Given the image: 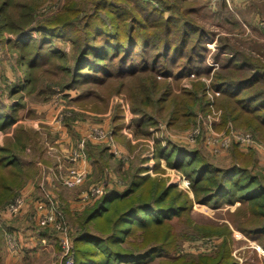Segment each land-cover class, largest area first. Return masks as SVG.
I'll return each mask as SVG.
<instances>
[{"label": "rangeland", "instance_id": "1", "mask_svg": "<svg viewBox=\"0 0 264 264\" xmlns=\"http://www.w3.org/2000/svg\"><path fill=\"white\" fill-rule=\"evenodd\" d=\"M114 1L121 4L126 10L121 14L128 17L133 14L141 17L147 12L154 13L146 20L144 29L139 30L148 34L146 39L155 36V44L160 43L167 34L178 42L182 32L178 26L188 21L198 27V30L205 31L202 41L205 49L202 52L203 62L206 63L204 67L209 71L203 72L195 68L184 70L180 67L174 69L175 65L170 64L172 59L169 58L170 62L163 61L174 68L167 66L164 70L156 71L146 69L134 76L125 77H120L115 68L117 71L114 76L106 77L102 81L79 74L80 80L73 81V76L80 68L74 63L78 51L73 38L79 34L85 35L86 29L95 31L92 27L84 28L82 19L74 23L75 31L68 29L70 37L55 38L53 44L66 53L72 71L62 68L56 58L47 59L30 70L28 65L21 62L14 45L9 47L6 42L1 43L0 105L5 103L11 107L17 106L15 114L18 118L8 131L0 130V144H10L11 139L16 138V130L21 127L29 130L32 135L24 157L35 158L38 171L12 196L15 198L34 185V191L30 192L25 207L19 213L6 212L7 205L14 198L5 206L12 198L5 191L3 195L6 200H0V264H66L70 254L75 259L76 237L82 230L80 218L86 209L102 197L83 203L78 199L79 196L92 186L103 183H107L108 193L112 188L124 190L128 185V172L134 167L140 168L137 170L139 175H149L153 179V185L144 192L145 196L149 195V190L154 194L156 182L160 181L162 187L174 185L175 191H181L185 199H188L189 209L167 220L176 239L177 249L174 255L183 257L186 261L199 260L206 256L216 257L228 236L227 230H224L228 227L232 231L229 249L234 259L233 264H264V244L236 225L239 217L245 220L242 225L247 228L257 222L249 214L246 219L245 211L238 213L241 201H223L216 205L213 202H199L185 169L173 165L170 158L159 153L162 148H168L172 143L197 149L210 163L220 167L232 164L241 167L242 163L247 165V171L258 175L264 183V129L249 128L245 123L238 124L230 116L227 117L223 106L228 105L230 98L223 96L214 86L219 73L238 78L248 72L223 67L222 63L229 54L252 65L264 66V0ZM65 2L66 0H45L39 6L36 18L53 20L63 9ZM168 4L170 7L165 6ZM193 5H199L200 9L187 14L186 11ZM167 8L168 10H163ZM102 14H106L112 21L115 11L103 7ZM171 17L177 20H169ZM129 20L120 23L126 28ZM168 22L172 26L169 33L165 30ZM195 30L192 29L193 39L186 40V49L199 42L196 38L198 32ZM39 35L38 30L27 34L33 39H37ZM5 36L17 38L16 34L8 32ZM91 41L102 42L98 36ZM48 48L50 46L46 45L45 49ZM219 49L228 51V54L217 57ZM149 51L154 54L158 48ZM187 57L188 52L177 63L183 64ZM89 69H85L83 73H87ZM262 84L260 89H264ZM89 92H92L91 96L83 97L84 93ZM10 106L5 108L11 111ZM143 117V122H139ZM96 125L112 132L118 153L106 148L105 165L94 166L90 160L89 148L97 150L109 146L105 141L89 140L86 143V156L93 170L86 180L74 187L59 182L50 185L47 181L49 176L55 181L51 169L58 166L60 159L65 164L69 163L66 169L72 167L74 163L67 156L71 155L91 127ZM233 130L251 133L258 145L245 147L232 142L229 149L213 151L207 142L208 137L213 134L227 135ZM190 135H194V138ZM236 147L240 150V155L235 154ZM43 169H46L45 178H42ZM43 183L47 190L56 195V205L64 216L66 230H59L54 225L41 226L39 223L37 205L38 198L44 196L41 189ZM147 214L152 215L149 212H140L141 216ZM215 226L218 231H205ZM90 229L94 233H102L93 225ZM150 229L148 228L149 233L152 231ZM221 229L224 230L223 233ZM137 230L136 235L131 234L126 238L125 247L128 246L127 240L141 242L149 237L144 234L143 228L139 227ZM11 234L16 238L14 242L18 243L16 248L11 246ZM65 238L70 239V249H67ZM163 258L165 255L157 256L151 262L159 264Z\"/></svg>", "mask_w": 264, "mask_h": 264}, {"label": "trees", "instance_id": "2", "mask_svg": "<svg viewBox=\"0 0 264 264\" xmlns=\"http://www.w3.org/2000/svg\"><path fill=\"white\" fill-rule=\"evenodd\" d=\"M43 2L45 0H0V44L6 42L9 47L14 45L13 47L19 52L21 62L28 65L30 70L47 59L56 58L62 68L72 71L66 53L53 44L55 38L70 37L68 29L75 31L74 23L82 19L84 28L92 27L95 31L86 29L85 35L79 34L78 37L73 38L74 46L78 51L74 63L80 66L73 76V81L80 80V76L102 81L106 77L114 76L117 70L120 77L134 76L137 72L146 69L164 70L170 65L163 60L169 61V58L172 59L171 62L169 61L170 64L175 65V68L170 67L174 69L180 67L184 70L195 68L203 72L209 71L204 67L206 63L203 62L202 52L204 48L202 41L206 32L198 30L199 28L190 21L178 26V29H182L178 42L167 34L160 43L155 44L153 43L155 36L146 39L148 34L139 30L144 29L146 20L154 13L147 12L141 17L133 14L128 17L121 14L126 10L114 0H66L63 9L53 20L39 19L36 18L37 10ZM165 6L170 7V4ZM103 7L115 11L112 21L105 16L106 14H102ZM199 9V5H193L186 13L196 12ZM163 10L166 11L168 8ZM127 19L130 20L125 28L120 22H126ZM169 20L177 19L173 20L171 17ZM139 25L141 26L138 27ZM171 27V23L168 22L165 28L167 33L171 31ZM192 29L198 32L196 38L199 42L186 49V40L193 39ZM32 30L39 31L40 35L37 39L27 36ZM6 32L16 34L17 38L5 36ZM97 36L102 42L92 43L91 40ZM46 45L50 48L45 49ZM139 47L141 49H138ZM154 48H158V51L154 54L150 53L149 50ZM187 52L186 62L177 63ZM224 54H228V51L219 49L216 56H225ZM228 56L222 63L223 67L248 72L238 78L220 73L216 76L215 88L223 96L230 98L228 105L223 106L226 116H230L238 124H246L249 128L264 129V89H260L261 84H264V66L238 60L233 54ZM115 59L118 61L115 62ZM88 68L89 71L83 73ZM115 68L117 70H114ZM90 93L92 92L84 93L83 97L91 96ZM2 106L0 130L8 131L16 123L18 116L15 111L18 107H11L5 103ZM6 106H10L11 111L6 109ZM143 119L144 117L139 122L142 123ZM29 132L21 127L16 130V138H12L10 144H0V200L2 201L6 200L4 191L12 197L15 191L23 187L38 171L35 158L24 157L32 135ZM106 148L109 147L105 146L97 150L89 148L90 160L94 166L105 165ZM234 150L235 154L240 155L237 147ZM159 153L170 158L173 165L185 169L191 178L199 202H213V205H216L223 201L230 203L241 201L238 213L245 211L246 219L249 214L250 217L256 218L257 222L247 228L242 225L245 224V220L239 217L237 227L264 244V183L258 175L247 171V165L242 163L241 167L235 164L220 167L210 163L197 149H188L175 143L168 148H162ZM134 168L128 172V185L124 190H111L97 199L81 216L79 224L82 230L76 237L74 264H152L153 259L163 255L165 258L159 264H233L234 259L229 249L232 231L228 227L224 228L228 236L216 257L206 256L199 260L186 261L183 257L174 255L177 244L167 220L175 214L188 210V199H185L181 191H175L174 185L162 187L160 181L156 182L154 194L149 190V195L145 196L144 192L153 185V179L149 175H139L137 170L140 168ZM13 198L9 199L5 206ZM142 211L152 213L153 217L148 214L141 216ZM92 225L102 233H94L90 229ZM139 227L143 228L144 234H148L149 237L141 242L127 240L128 246L125 247L126 238L128 239L131 234L136 235ZM216 227L205 231L216 232L218 231ZM148 228L152 230L150 233ZM224 230L221 229V232L223 233Z\"/></svg>", "mask_w": 264, "mask_h": 264}, {"label": "built area", "instance_id": "3", "mask_svg": "<svg viewBox=\"0 0 264 264\" xmlns=\"http://www.w3.org/2000/svg\"><path fill=\"white\" fill-rule=\"evenodd\" d=\"M190 136L194 138V135ZM89 140L105 141L107 142L111 151L118 153V149L116 147V143H114L112 132L102 126H93L91 127L90 132H88L87 135H84L81 138L78 146L72 151L71 155L67 156V158L71 160L74 165L69 169H66L62 164V160L60 159V161L58 162V166L51 169L55 181H52L50 185H55L57 184V182H59L64 184L65 186L74 187L82 184L86 180L89 175V171L82 163H85L87 161L86 143ZM188 140L192 141L189 139V137ZM207 142L215 152L229 149L232 142H237L245 147L253 146L256 144L258 145L257 140L251 133L234 130L227 135H210L207 139ZM106 185L107 183L92 186L91 188L84 191L78 199L80 201H83V203H89L95 198L101 197L108 193ZM34 189V185H31L28 188L27 192L25 191L22 194L16 196L7 205L6 212L9 214L19 213L25 207L29 199V194L30 192L32 193ZM41 189H43L44 196L38 198L37 217L39 223L41 224V226L54 225L59 230H66V222L64 220V216L56 205V195L50 190H47V187L44 183L41 185ZM9 239L12 243V248H16L18 246V243L14 242L16 241L15 236L13 234L9 235ZM64 240L66 241L67 249H70V239L65 238ZM68 251L69 250H67V252ZM66 264H74V257L72 254H70L67 258Z\"/></svg>", "mask_w": 264, "mask_h": 264}, {"label": "crops", "instance_id": "4", "mask_svg": "<svg viewBox=\"0 0 264 264\" xmlns=\"http://www.w3.org/2000/svg\"><path fill=\"white\" fill-rule=\"evenodd\" d=\"M235 2H237V1H235ZM61 146V145H60ZM59 146V148H61ZM62 148H64L63 146H62ZM110 151V150H109ZM66 162V161H65ZM35 164H36V166H37V168H38V165H37V162H35ZM62 164H64L63 166L66 168V167H68V165H69V163L67 162L66 164L65 163H62ZM81 164V163H80ZM87 169H88V171H89V174L92 172V170H93V167H92V165H91V163H89V161H88V158H87V161L85 162V163H82ZM56 165V164H55ZM46 170V169H45ZM45 170L43 169L42 171V178H45ZM41 176L39 175V178H40ZM47 181L49 182V184H51L52 183V179H50V176L47 178ZM111 185V184H110ZM111 189V188H110ZM112 190H113V188H112Z\"/></svg>", "mask_w": 264, "mask_h": 264}]
</instances>
